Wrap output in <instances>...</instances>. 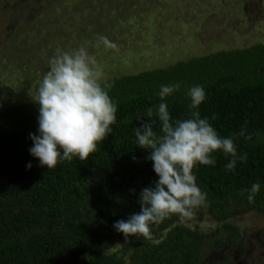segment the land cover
Returning a JSON list of instances; mask_svg holds the SVG:
<instances>
[{
    "label": "trees",
    "instance_id": "1",
    "mask_svg": "<svg viewBox=\"0 0 264 264\" xmlns=\"http://www.w3.org/2000/svg\"><path fill=\"white\" fill-rule=\"evenodd\" d=\"M108 79L118 109L112 134L87 160L74 156L54 169L41 167L29 151V134L38 135V104H0V264H203L211 251L245 235L229 219L248 212L264 216V43ZM171 83L181 84L164 100L173 120L190 116L186 93L201 85L206 93L201 118L222 137L245 126L252 134L236 139L238 153H247V159L230 172L225 165L231 157L219 151L215 165L193 170L210 202L200 210L219 224L214 230L194 231L173 215L153 226L151 240L126 239L113 225L139 213L141 190L158 180L146 159L149 152L136 143L137 117L157 106L161 85ZM253 183L260 191L250 204L242 192ZM114 238L125 241L124 252L107 250Z\"/></svg>",
    "mask_w": 264,
    "mask_h": 264
},
{
    "label": "rangeland",
    "instance_id": "2",
    "mask_svg": "<svg viewBox=\"0 0 264 264\" xmlns=\"http://www.w3.org/2000/svg\"><path fill=\"white\" fill-rule=\"evenodd\" d=\"M254 43H264V0H0V104L34 102L49 59L80 45L112 78ZM227 222L245 235L203 264H264V216ZM183 225L208 232L219 224L199 209ZM125 244L114 238L107 250Z\"/></svg>",
    "mask_w": 264,
    "mask_h": 264
},
{
    "label": "clouds",
    "instance_id": "3",
    "mask_svg": "<svg viewBox=\"0 0 264 264\" xmlns=\"http://www.w3.org/2000/svg\"><path fill=\"white\" fill-rule=\"evenodd\" d=\"M101 40L106 47L118 51L117 45L106 37ZM113 87L86 45L58 51L49 59L48 71L33 99L39 111L38 135L29 134L33 141L30 154L39 160L41 167L54 169L74 156L85 161L98 151V144L112 134L111 125L117 123V102L109 95ZM180 88V83L161 85L157 93L161 102L137 117L140 126L134 128L136 143L149 152L146 159L152 161L158 180L141 190V211L113 225L126 239L134 236L151 240L153 226H159L165 219L176 215L180 223H185L194 218L197 210L208 207L207 193L199 188L193 170L198 164L215 165L214 153L222 151L224 156L231 157L225 165L230 172L235 170L238 160L247 159V153H238L236 139H251L252 134H247L245 126L238 133L222 137L207 117L201 118L198 109L206 100L201 85L186 93L190 98V116L173 120L164 100ZM131 191L134 193L135 189ZM259 191L260 184L253 183L242 194L247 193L248 202L254 204Z\"/></svg>",
    "mask_w": 264,
    "mask_h": 264
}]
</instances>
